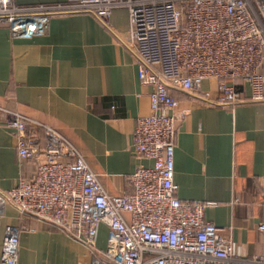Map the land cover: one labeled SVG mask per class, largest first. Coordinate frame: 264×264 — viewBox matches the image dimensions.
Returning <instances> with one entry per match:
<instances>
[{
    "label": "built area",
    "instance_id": "built-area-1",
    "mask_svg": "<svg viewBox=\"0 0 264 264\" xmlns=\"http://www.w3.org/2000/svg\"><path fill=\"white\" fill-rule=\"evenodd\" d=\"M116 8L128 14L119 41L134 53L140 83L152 88L150 113L136 120L132 134L133 153L151 165L135 168L130 193L111 195L65 136L10 113L6 127L15 134L17 158L37 167L32 179H19L5 193L19 224L3 229L0 264H18L19 235L28 219L68 233L87 248L90 264H264V221L256 225L262 253L237 254L223 230L204 218L203 202L177 198L172 114V91L198 90L205 80L216 83L214 98L204 93L215 105L264 102V0H64L35 6L0 0V27L31 37L50 17L72 14L92 15L108 27ZM228 80L248 86L249 96ZM101 225L107 235L99 250Z\"/></svg>",
    "mask_w": 264,
    "mask_h": 264
},
{
    "label": "crops",
    "instance_id": "crops-1",
    "mask_svg": "<svg viewBox=\"0 0 264 264\" xmlns=\"http://www.w3.org/2000/svg\"><path fill=\"white\" fill-rule=\"evenodd\" d=\"M13 1L19 6L64 2ZM44 27L31 37H14L0 27V246L3 229L19 224L5 193L19 179H32L37 167L19 162L15 134L6 127L10 113L65 136L111 195L130 193L129 176L139 164L151 165L132 149L136 120L150 113L152 88L140 83L134 53L119 41L128 29L126 10H112L108 27L89 14L55 15ZM226 82L249 96L240 80ZM206 92L214 98L216 83L205 80L198 90L172 91L176 196L181 202H203L204 218L223 230L237 254H260L263 236L256 225L264 221V102L218 106ZM106 235L101 225L99 250ZM90 262L87 248L68 233L26 221L18 264Z\"/></svg>",
    "mask_w": 264,
    "mask_h": 264
}]
</instances>
